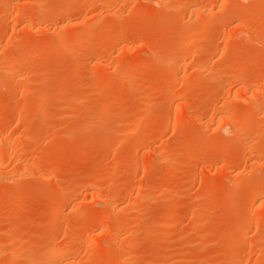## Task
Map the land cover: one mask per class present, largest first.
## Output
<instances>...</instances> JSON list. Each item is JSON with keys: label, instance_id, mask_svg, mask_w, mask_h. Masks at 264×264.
I'll use <instances>...</instances> for the list:
<instances>
[{"label": "rangeland", "instance_id": "1", "mask_svg": "<svg viewBox=\"0 0 264 264\" xmlns=\"http://www.w3.org/2000/svg\"><path fill=\"white\" fill-rule=\"evenodd\" d=\"M263 197L264 0H0V264H264Z\"/></svg>", "mask_w": 264, "mask_h": 264}, {"label": "bare ground", "instance_id": "2", "mask_svg": "<svg viewBox=\"0 0 264 264\" xmlns=\"http://www.w3.org/2000/svg\"><path fill=\"white\" fill-rule=\"evenodd\" d=\"M157 2H158V0H156ZM160 1V0H159ZM256 103V102H255ZM233 110V109H232ZM238 110V109H237ZM240 110V109H239ZM236 112V111H235ZM238 118H240V117H238ZM237 119V118H236ZM248 120V119H247ZM141 124H143V123H141ZM140 123H139V125H141ZM139 127V126H138ZM142 127H143V125H142ZM3 147V146H2ZM5 147V146H4ZM6 148H8L7 146H6ZM9 148H10V146H9ZM2 149H4V148H2ZM9 150V149H8ZM256 195V194H255ZM253 197V196H252ZM264 198V197H263ZM264 199H261V201L260 202H262ZM264 202V201H263ZM112 205H111V202H110V199L108 200L107 199V207H111ZM55 207V206H54ZM111 208H113V207H111ZM257 210V209H256ZM251 215H252V212H251ZM159 221V220H158ZM92 243V242H91ZM85 244H87V240H86V242H85ZM125 244V243H124ZM87 245H89V244H87ZM90 246H91V244H90ZM126 246V245H125ZM89 247V246H88ZM59 250H57V252H58ZM60 251H61V249H60ZM59 251V252H60ZM59 252H58V254H59ZM12 253V252H11ZM14 254V253H13ZM13 254H11V256L13 255ZM12 258H14V257H11V259ZM13 260V259H12ZM9 262H10V260H8ZM13 262V261H12ZM12 262H10L11 264H12ZM10 263H7V264H10Z\"/></svg>", "mask_w": 264, "mask_h": 264}]
</instances>
